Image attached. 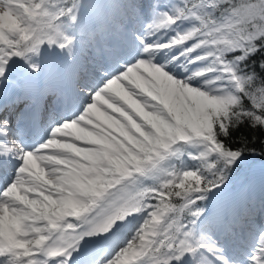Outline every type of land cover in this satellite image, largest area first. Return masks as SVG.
<instances>
[{
    "label": "snow or ice",
    "instance_id": "1",
    "mask_svg": "<svg viewBox=\"0 0 264 264\" xmlns=\"http://www.w3.org/2000/svg\"><path fill=\"white\" fill-rule=\"evenodd\" d=\"M257 132L264 0H0V264H264Z\"/></svg>",
    "mask_w": 264,
    "mask_h": 264
},
{
    "label": "trees",
    "instance_id": "2",
    "mask_svg": "<svg viewBox=\"0 0 264 264\" xmlns=\"http://www.w3.org/2000/svg\"><path fill=\"white\" fill-rule=\"evenodd\" d=\"M20 63V62H19ZM252 132L250 129L241 126L237 128L234 132L231 133V137L227 143H229L230 146H239V137L245 136L249 140L251 139ZM257 140L256 144L259 145V142L261 139H264V133L257 132L256 133ZM185 152H195V149L192 147H188L184 150ZM167 165L171 166L174 165L177 168H192L195 166V161H192L188 158L187 155H182L179 160L173 159L168 162H166ZM257 164L264 165V156H255L252 154H248L245 156L244 161L242 164L234 169V171L231 174L230 180L226 186L225 189L229 188H235L242 182H251L254 186V191H257L258 189L263 188L264 186V175H260L258 173H252L249 174V170L251 167ZM145 184H151L153 183L152 180H145ZM213 199H209L208 202H206V205H209L212 203Z\"/></svg>",
    "mask_w": 264,
    "mask_h": 264
},
{
    "label": "rangeland",
    "instance_id": "3",
    "mask_svg": "<svg viewBox=\"0 0 264 264\" xmlns=\"http://www.w3.org/2000/svg\"><path fill=\"white\" fill-rule=\"evenodd\" d=\"M55 53H56V55H57V51H54L53 55H54ZM57 57H58V56H57ZM59 57H62V56H59ZM57 59H58V58H57ZM156 59H157V60L159 61V63H161V64H164V63H166V61H167V58L164 57V56H157ZM54 60H56V59H54ZM58 62H59V60H58ZM21 63H22V62H21ZM176 72L179 73V76H180V77H182L183 75L186 74V73L184 72V69L180 68L179 66H177V68H176ZM61 114H62V112H61ZM59 116H60V115H59ZM59 119H60V118H59ZM46 122H47V116H46L45 118H42V119H41V121H40V125L43 126V127H45ZM44 131H45V132H44V136H43L42 138H47V131L45 130V128H44ZM25 139H26V137H25ZM39 141H40V140H39ZM39 141H38V142H39ZM17 163H18V162H17ZM14 166H15V165H13V167H14ZM182 168H184V167H182ZM252 173H258V174H259V177H260V175H264V166H261V165L253 166V168H251V169L249 170V174H252ZM246 182H247V181H246ZM246 182H244V183H246ZM244 183H242V184H244ZM242 184H240L239 187H237V188H229V189L225 190V191H224V194H225V195H235L236 193H238V191H239L240 187L242 186ZM261 189H262V188H261ZM254 194H255V196L257 197V199H264V192H263V191L261 192V191L258 189L257 191H254ZM214 198H215V196H214V197H211V199H214ZM256 222H257V224H262V223H264V217L257 216V218H256ZM91 247H93V246L91 245L90 247H87V248L83 249V250L79 253V256H77V259H79L80 256L84 255L85 252L89 251Z\"/></svg>",
    "mask_w": 264,
    "mask_h": 264
},
{
    "label": "bare ground",
    "instance_id": "4",
    "mask_svg": "<svg viewBox=\"0 0 264 264\" xmlns=\"http://www.w3.org/2000/svg\"><path fill=\"white\" fill-rule=\"evenodd\" d=\"M58 56V57H57ZM59 56H61V54L57 51V55H56V53L54 54V55H52V59L54 60V59H56L55 61H57L58 62V60H59V62L60 61H62L63 60V57H59ZM58 58V59H57ZM58 112V111H57ZM12 168L13 167H11V165H9V171H11L12 170Z\"/></svg>",
    "mask_w": 264,
    "mask_h": 264
}]
</instances>
